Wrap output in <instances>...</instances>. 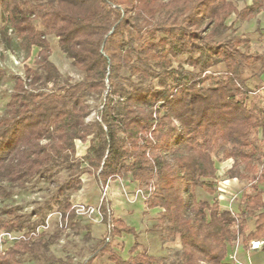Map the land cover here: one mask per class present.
I'll use <instances>...</instances> for the list:
<instances>
[{"label":"trees","instance_id":"obj_1","mask_svg":"<svg viewBox=\"0 0 264 264\" xmlns=\"http://www.w3.org/2000/svg\"><path fill=\"white\" fill-rule=\"evenodd\" d=\"M263 10L264 0L240 11L229 0H0L5 30L17 40L5 37L6 47L23 59L38 49L36 68L24 66L23 77L13 78L0 118V196L9 195L3 184L50 180L51 167L67 164L76 142L90 137L86 159L94 172L87 174L102 189L126 174V185L146 195L145 209L157 213L153 226L160 241H179L180 259L139 250L138 233L113 216L103 196L98 212L105 233L81 264H99L101 257L108 264H234L227 255L239 238L247 249L251 241L264 240L258 188L264 182V109L248 106L241 77V68L262 56L248 51V39L225 35L234 33L227 23L232 14L244 22ZM48 36L84 73L82 80L60 74L49 59ZM218 64H224L223 73L211 70ZM4 76L0 69V81ZM94 96H102V104L97 120L86 122ZM212 154L219 161L232 159L227 178L249 183L238 214L221 209L217 198L209 202L197 194L217 193ZM81 186L75 176L61 192ZM4 214L0 231L24 232L25 239L0 252V264H21L49 251L46 231L30 235L37 223L15 209ZM75 217L67 197L61 221ZM249 219L255 227L246 234ZM123 234L134 238L127 258L111 244Z\"/></svg>","mask_w":264,"mask_h":264},{"label":"rangeland","instance_id":"obj_2","mask_svg":"<svg viewBox=\"0 0 264 264\" xmlns=\"http://www.w3.org/2000/svg\"><path fill=\"white\" fill-rule=\"evenodd\" d=\"M34 24L40 29L38 21H35ZM228 36L229 33L225 35L226 38ZM5 37L10 38L13 44H17L14 33L9 29L5 30V23L1 19L0 13V69L5 72V76L0 81V118L12 93L13 78L23 77L24 66L36 68L34 58L38 51L37 48H33L31 56L23 59L20 51L11 52L6 47ZM47 40L51 49L49 59L60 74L63 77H69L71 82L82 80L84 73L72 66L71 60L58 47L57 39L54 36H48ZM177 63L174 62V66ZM184 67L187 68V66ZM220 70L221 68H217V72ZM88 104L91 112L86 117V122H92L97 120V111L102 104V96H94L88 100ZM90 139L89 137L85 143L76 142V154L69 158L67 164L51 167L52 178L50 180L46 181L37 176L22 187L3 184L9 191V195L0 196V216L6 217L5 211L15 209L28 222L37 223L38 230L46 231L52 240L48 252L36 259L30 256L25 257L21 264H57L56 261H71L73 264H81L84 262L90 256L96 242L104 235L106 226L101 222V216L97 210L92 214L76 215L73 221L63 224L60 219L63 204L68 197L72 206L85 205L97 209L103 196L110 201L115 217L124 216L128 225H133L132 227L146 225V228L139 230L136 238V241L141 245L139 250L144 249L151 255L166 257L171 262L179 261V241L166 243L160 241L158 230L153 226L155 219L146 216L150 213L154 217L156 216L155 212H146L141 215L140 207L142 208L144 205L146 195L139 191L136 185H126L128 179L126 174L110 181L104 189L92 175L87 174V171L94 172L90 161L86 159ZM213 154L212 158L216 161ZM75 176H79L82 182L81 188L75 193L61 192L63 185ZM121 210L123 212H120ZM46 225L48 227L43 228ZM21 235L22 233H11L4 236L0 231V252L8 248ZM111 244L118 254L127 258V250L132 245L129 238H115ZM97 262L108 264L106 257L97 258Z\"/></svg>","mask_w":264,"mask_h":264},{"label":"crops","instance_id":"obj_3","mask_svg":"<svg viewBox=\"0 0 264 264\" xmlns=\"http://www.w3.org/2000/svg\"><path fill=\"white\" fill-rule=\"evenodd\" d=\"M229 1L235 6L238 11L242 10L246 6H250L253 3V0ZM227 23L228 25L233 24L234 29L233 34L231 33V31L228 32L229 36H239L248 39V51L252 54H258L262 56L258 62L242 67L241 77L244 81L246 89L248 90L246 99L248 106L251 103H256L264 109V10L257 14L255 18L244 22L239 21L236 18V15L232 14L229 17ZM217 68H221V70L217 72ZM211 70L216 73H223L225 71V66L224 64H218ZM232 162L233 161L231 158L230 160L226 161H219L216 159V181L218 182L217 193L213 197H210L201 191L197 194L202 199L209 202H212L213 199L217 198L221 209L238 214L241 207V193L246 186H249V183L238 178L229 179L225 176L226 172L230 169ZM258 188L262 192V199L264 201V182L258 184ZM144 208V205L142 206V208L140 207V209L142 210L141 215L145 214L146 212H152L147 211ZM120 212L123 211L121 210ZM155 214L157 215L156 212ZM146 216H149L148 218H156V216L153 217L150 213ZM115 218H120L127 225L129 224L126 221L125 217L122 215ZM128 226L132 227L133 225ZM247 226L248 230L246 234L254 230L255 219H249ZM133 228L138 233L141 228H146V225H137ZM128 236L130 235H122L123 238L127 237L133 243L134 241L132 240L134 238L132 236ZM247 248L244 247L242 238H239L237 242H235V244L230 247L227 255V261L234 264H264V251L262 249L251 251Z\"/></svg>","mask_w":264,"mask_h":264},{"label":"built area","instance_id":"obj_4","mask_svg":"<svg viewBox=\"0 0 264 264\" xmlns=\"http://www.w3.org/2000/svg\"><path fill=\"white\" fill-rule=\"evenodd\" d=\"M72 209L74 210L76 215H84V214H87V213L92 214V213L96 212V210L98 211V208L95 209L93 207L85 206V205L72 206ZM60 219H61V216H60ZM66 223H67V221L63 222V224H66ZM47 227H48V225L43 226V228H47ZM2 233H3L4 236L11 234V233H5V232H2ZM21 233H22V235L19 238H17L15 241H17L20 238L25 239L24 232H21ZM38 233H40V231L38 230V227H36L35 231L31 232L30 235L35 236ZM263 246H264V241L263 240H253L249 244V250H251V251L260 250V249H262Z\"/></svg>","mask_w":264,"mask_h":264}]
</instances>
